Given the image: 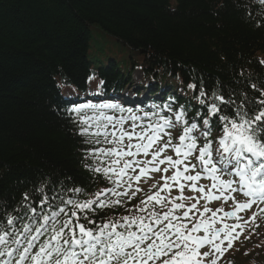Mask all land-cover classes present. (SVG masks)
I'll return each mask as SVG.
<instances>
[{
	"label": "trees",
	"instance_id": "1",
	"mask_svg": "<svg viewBox=\"0 0 264 264\" xmlns=\"http://www.w3.org/2000/svg\"><path fill=\"white\" fill-rule=\"evenodd\" d=\"M136 78L139 110L264 181V0H0V264L99 237L92 263L176 201L121 192L107 118L133 111L113 103Z\"/></svg>",
	"mask_w": 264,
	"mask_h": 264
},
{
	"label": "rangeland",
	"instance_id": "2",
	"mask_svg": "<svg viewBox=\"0 0 264 264\" xmlns=\"http://www.w3.org/2000/svg\"><path fill=\"white\" fill-rule=\"evenodd\" d=\"M129 93L132 96V90ZM115 120H117V123L112 124V129L118 128L125 118ZM142 124L146 125L144 130L140 125L139 129L136 124H132L130 127V124L127 122L121 129L122 134L125 136L127 135V137L122 144V148L119 149L116 154L119 155L121 159L127 160L132 156V152H139L138 154L143 153L136 163H130V165L126 167L129 173L126 175L123 182H125V184H129L130 182L135 183L140 188H143V190L152 186H159L158 188L161 190L165 186L168 193H170H167L169 196L178 199L179 196H181L182 198H186V201H191V204L198 203L200 205L201 202L209 200V202H207L208 205L206 206L203 204L204 206H202L199 211V215L205 213L208 217L197 223V225L191 229L192 236H178V234L175 233L174 237H172V239L175 238V241L171 246L181 244V241L189 238L195 240L198 248L203 251L202 260H205L207 264H221L224 258L221 257L222 253L224 252L225 255L226 250L231 248V252H228L226 255L227 264H264V226L258 224L247 226L245 223L248 216L245 212L253 206L256 200H260L264 195V185L263 187L255 185L256 187L254 188L253 185L247 184L244 179L238 177L239 174H241L240 172H235L227 178L222 177V179H218V176H212L213 179H217V182L211 183V179H207L208 185H205L203 194L196 193L195 190H188L190 186L186 184L188 179H193L190 183L192 185L198 182L193 173L199 170V177L201 175H206V173H216V153L220 148L216 146L211 147L210 154L206 158L202 153L198 156V154H194L193 151H190L192 146L186 145L184 137L179 136L177 137L178 144L175 149V147L171 145L170 140L175 132L167 131L163 137L156 138L157 133L163 130L164 125L153 126L149 123L148 126V123ZM148 132H151L152 135L148 142H146V140L144 142V139L148 136ZM154 138H156L157 142L153 143ZM188 138L190 137L188 136ZM233 140L236 143H240V139L237 137H233ZM173 151H175V154H173L175 156L170 153ZM182 158L184 163L180 162ZM133 161L134 160L131 162ZM153 161L154 163H151ZM148 162H150V164ZM168 162L171 164H168ZM178 162L179 164L177 165ZM223 166H227V164ZM146 169L150 170L146 172ZM177 171H183L184 178H176L175 173ZM186 171H190L192 177L187 175ZM219 173L221 175L223 174V172ZM232 176L234 180H232ZM229 182L231 184H228ZM210 184H213L212 190L210 196L208 195L209 199L205 200L204 194L208 192ZM218 184H223L225 188L221 189ZM252 190H258L259 197H257V199L251 198ZM220 196L223 198H220ZM156 197L160 200L163 196ZM216 205L222 206L223 210L219 208L217 211H214L213 209ZM188 206L189 204L186 205L187 208ZM228 207H231L229 209L232 212L231 218H228L224 212L228 210ZM189 210L190 207L186 211L187 214H189ZM182 215H184V213ZM183 217H185V215L182 216L181 219ZM224 219L229 222L227 225L220 224ZM218 225H220L219 229H217ZM216 230H218L217 233ZM245 230V245L240 247L241 243H236L243 239ZM187 235H189V232H187ZM90 241V238L86 239V243ZM184 244L187 246L183 250L181 257L188 264L200 263L201 253L197 252L194 254L193 250L191 251V248L195 245L192 242H184ZM167 246L168 249H170V243H168ZM181 247L183 249V246ZM236 249L238 250L235 251ZM181 262L182 260L180 259L179 264H182Z\"/></svg>",
	"mask_w": 264,
	"mask_h": 264
}]
</instances>
